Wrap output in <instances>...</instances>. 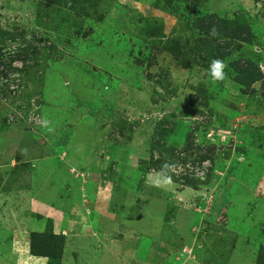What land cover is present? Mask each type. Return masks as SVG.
I'll list each match as a JSON object with an SVG mask.
<instances>
[{
	"label": "rangeland",
	"instance_id": "1",
	"mask_svg": "<svg viewBox=\"0 0 264 264\" xmlns=\"http://www.w3.org/2000/svg\"><path fill=\"white\" fill-rule=\"evenodd\" d=\"M258 258L264 0H0V264Z\"/></svg>",
	"mask_w": 264,
	"mask_h": 264
},
{
	"label": "clouds",
	"instance_id": "2",
	"mask_svg": "<svg viewBox=\"0 0 264 264\" xmlns=\"http://www.w3.org/2000/svg\"><path fill=\"white\" fill-rule=\"evenodd\" d=\"M216 29L213 28L211 30V35H216ZM225 68V64L223 63V61L219 60V59H214L211 62V77L213 80H219V79H223L224 77V71L223 69Z\"/></svg>",
	"mask_w": 264,
	"mask_h": 264
},
{
	"label": "trees",
	"instance_id": "3",
	"mask_svg": "<svg viewBox=\"0 0 264 264\" xmlns=\"http://www.w3.org/2000/svg\"><path fill=\"white\" fill-rule=\"evenodd\" d=\"M38 233H39V232H33L32 235L35 236V235H37ZM39 235H42V234L39 233ZM50 237H51V238H57V239L60 238V237H59L58 235H56V234H51ZM38 242H39V243H38L37 245L41 244V241L38 240ZM32 244H34V246H35V242L32 243V241H31V247H32V249H33L34 246H33ZM45 245H46V244H45ZM48 246H49V245H48ZM49 247H50V246H49ZM58 247H59V250H62V242L59 243ZM33 251H34V250H33ZM31 252H32V251H31ZM32 254H34V255H40V256H51V255L48 254V253H44V251H43V252L34 251V252H32ZM258 263H259V264H264V262H262L259 258H258Z\"/></svg>",
	"mask_w": 264,
	"mask_h": 264
},
{
	"label": "crops",
	"instance_id": "4",
	"mask_svg": "<svg viewBox=\"0 0 264 264\" xmlns=\"http://www.w3.org/2000/svg\"><path fill=\"white\" fill-rule=\"evenodd\" d=\"M15 239H16V235H14L13 237H12V240H13V242L15 241ZM14 245H15V242H14V244H13V247H12V251L9 253V254H7L9 257H13L14 255H17V254H15V252L18 250L17 248H16V246L14 247ZM24 249V248H23ZM27 252L28 253H30L28 250H29V245H28V247H27ZM24 253H26V252H24ZM31 254V253H30ZM32 257H35V258H39V259H43V258H45L44 256H40V255H34V254H32Z\"/></svg>",
	"mask_w": 264,
	"mask_h": 264
},
{
	"label": "water",
	"instance_id": "5",
	"mask_svg": "<svg viewBox=\"0 0 264 264\" xmlns=\"http://www.w3.org/2000/svg\"><path fill=\"white\" fill-rule=\"evenodd\" d=\"M34 102H35L36 105H38V104H39V98H36V99L34 100Z\"/></svg>",
	"mask_w": 264,
	"mask_h": 264
}]
</instances>
